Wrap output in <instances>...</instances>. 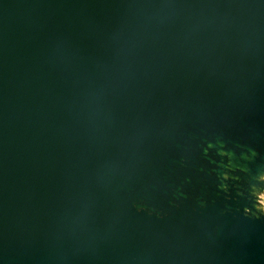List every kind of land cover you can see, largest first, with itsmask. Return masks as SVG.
<instances>
[{"label":"water","instance_id":"1","mask_svg":"<svg viewBox=\"0 0 264 264\" xmlns=\"http://www.w3.org/2000/svg\"><path fill=\"white\" fill-rule=\"evenodd\" d=\"M264 0H0V264H264Z\"/></svg>","mask_w":264,"mask_h":264},{"label":"clouds","instance_id":"2","mask_svg":"<svg viewBox=\"0 0 264 264\" xmlns=\"http://www.w3.org/2000/svg\"><path fill=\"white\" fill-rule=\"evenodd\" d=\"M260 203H261V204H264V194L261 195Z\"/></svg>","mask_w":264,"mask_h":264},{"label":"rangeland","instance_id":"3","mask_svg":"<svg viewBox=\"0 0 264 264\" xmlns=\"http://www.w3.org/2000/svg\"><path fill=\"white\" fill-rule=\"evenodd\" d=\"M264 194V192H262L260 195H259V202H260V198H261V195ZM260 206L262 207V209L264 210V204H261L260 203Z\"/></svg>","mask_w":264,"mask_h":264}]
</instances>
